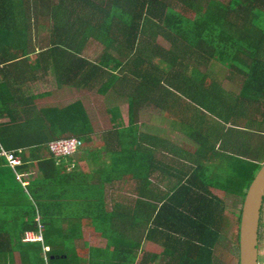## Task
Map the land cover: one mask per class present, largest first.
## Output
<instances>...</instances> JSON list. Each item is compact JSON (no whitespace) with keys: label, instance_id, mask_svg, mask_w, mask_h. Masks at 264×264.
<instances>
[{"label":"trees","instance_id":"obj_1","mask_svg":"<svg viewBox=\"0 0 264 264\" xmlns=\"http://www.w3.org/2000/svg\"><path fill=\"white\" fill-rule=\"evenodd\" d=\"M93 45L91 59L84 51ZM50 74L58 89L124 98L127 123L118 106L107 108L113 126L94 142L80 101L50 105L43 103L49 92L27 94ZM224 82L239 94L225 92ZM248 106L260 125L250 136L237 128ZM147 108L197 145L188 178L146 219L148 228L139 218L142 200L124 197V184L142 177L149 148L159 143L153 129H141ZM206 115L230 126L216 130ZM69 138L81 141L78 149L105 151L109 163L93 157L84 173L74 154L49 151ZM211 140L221 141L219 150ZM2 150L19 165L10 166ZM216 154L220 166L204 163ZM263 159L264 0H0V264H219L224 235L238 249L240 212L231 217L225 196L243 201ZM90 194L99 204H89ZM78 210L92 219H77ZM39 224L42 240L24 241ZM89 225L101 245L84 240Z\"/></svg>","mask_w":264,"mask_h":264},{"label":"crops","instance_id":"obj_2","mask_svg":"<svg viewBox=\"0 0 264 264\" xmlns=\"http://www.w3.org/2000/svg\"><path fill=\"white\" fill-rule=\"evenodd\" d=\"M215 72L220 73L221 71L216 68ZM221 88H223L225 92H228L229 88L231 90L236 88L237 89L236 94H239V91H240L239 87L234 82H224L223 84H221ZM42 92L50 93V96L46 98L47 100H50L52 98H57L61 100L64 98L68 100L72 99L73 101L69 102L68 104L74 101H80L82 105L84 106L86 113L89 117L92 129H93V134L91 138L94 142H99L101 140V134L109 130L112 127L111 125H113V123L111 121L109 123L107 119V122L110 126H108L107 124L105 127L100 128V130L96 129V126H95L96 124L94 125L92 118L89 115L87 103L84 100H82V98L80 97L81 93L87 92V91H83L79 89L77 90L72 89L71 91H69V89L67 88L58 89L56 86L55 89H49V90L46 89ZM36 93H39V92H36ZM88 93H90V91H88ZM109 94H111V92H108L105 95H102V97L105 98V96ZM113 95L116 96L115 94ZM46 104H49V103H46ZM50 105H67V104L56 103V104H50ZM218 108L219 107H217V109ZM106 109L107 108L104 107L103 109L104 114H107ZM256 117L257 116H254L253 114H251L250 108L248 106L247 111L244 114V118L239 121L240 127H237V128L245 131V129H242L243 127H245L247 131L245 134L247 136H250L251 133H254L260 127V125L256 123ZM203 120L206 122L210 121L211 123L209 122L207 123L212 124V127L214 126L216 130L218 129L220 130L224 126L225 128L230 126L229 124L225 125L223 120L216 118V117L214 118L208 115H206L203 118ZM140 123L142 124L141 129L143 131L147 132V130L153 129L156 132L155 134L159 139V143L157 142L156 145L150 146L149 149H151L152 158L150 161H147L146 164L144 165L143 167L144 174L142 173V177L136 180L128 179L127 182L124 184V188L126 189L124 197H127V199L129 200L131 204L136 203L135 200L137 199L142 200L143 202L142 206H145V209H144L143 214H140L139 218L142 220V222H144V226L148 228L150 226V222H147L146 219H148L149 216H151L149 220H152L153 218H155V216L157 215L158 209L160 208V205L163 203V200H165V196H169L171 193H173L174 189L176 188V184L178 182L182 183L186 179V176L188 178L187 174L192 171L191 169L194 167V163L196 161L195 151L197 147L193 146L192 144L193 142L188 137H186L181 132H178L175 129H173V127L170 126V123H168L167 120L166 122L165 121L160 122V120H158L154 116L151 117L150 114H146L144 119L142 120V122L140 121ZM170 130L171 132H169ZM165 131H167V133H165ZM175 134H179L182 137H176ZM219 135L220 134L211 132L210 136L209 135L208 136L210 138H217ZM178 139L181 141V143H179ZM220 143H221L220 140H218L217 142H214L215 144L214 149L216 151L220 149L221 147ZM191 149L193 151H191ZM93 157H95V160H97L98 162H103V164L105 165L109 163V158L107 154L105 153V151H101V152L95 151L94 146L82 147L78 149L73 155V160L76 161V167H77L76 169L80 172L90 173L91 168L95 167V164H94L95 160ZM210 157L213 158L212 161L210 160L206 161V158H205L204 163H209V164L217 163V165L220 166L219 159L222 158V156H219L216 154ZM34 174H35L34 172H31V173L26 174L24 177L33 178ZM26 184H27V181H24V185ZM87 185L91 186L92 184L90 182H87ZM81 186H82V182L80 183V187ZM72 187L74 188L76 186L74 185ZM134 190H138V192ZM209 190L213 195L221 197V198L223 197L221 196L222 193H220L215 188H210ZM90 197L88 198L89 204L91 205L95 203L99 204V202H97V200H99V198H97V195L93 197L90 194ZM103 200L105 203L106 198ZM69 201L71 203H76V204L81 202V201H77L76 199H70ZM80 211L81 210H78V212ZM55 214H59V213L56 212ZM61 218L63 219V222L68 221L69 219V217H67V215H64V214L61 215ZM76 218L82 221L92 219L90 211L80 212L76 215ZM160 221H162V218H160ZM62 226L64 229V234L68 233L67 229H65L66 227H68L67 223L66 222L63 223ZM135 231H137L139 234L141 232H145L143 230H139L138 228H136ZM81 234L84 240L87 241L88 244L91 246H99L102 243V240L100 239L99 234L94 230L93 226H90V225L89 227L84 226V229ZM46 250H48V248H46ZM140 252H142V250H140L138 253L139 258L140 256H142Z\"/></svg>","mask_w":264,"mask_h":264},{"label":"rangeland","instance_id":"obj_3","mask_svg":"<svg viewBox=\"0 0 264 264\" xmlns=\"http://www.w3.org/2000/svg\"><path fill=\"white\" fill-rule=\"evenodd\" d=\"M41 23V21H40ZM43 30L42 32L39 34V40L41 41L42 39L47 37V27H46V22H44L42 24ZM162 45L167 46L164 42H161ZM94 51H96V47H94V45L90 48H88L85 52V56L89 57L91 59H93V57H95L96 53L94 54ZM97 56V55H96ZM31 88H28L27 94L28 93H36V92H42L46 89H55L56 84L54 81L53 76L50 74L47 77L40 79L38 81V83L30 85ZM73 97V96H72ZM80 97L82 98V100H84L87 103L88 106V111H89V115L92 118V121L94 123V125L96 126L97 130H100V128L105 127L108 122L107 119L110 123L109 120V116L107 114H104L103 109L104 107L108 108V107H112V106H118L120 109V114L122 117V122L124 124L127 123V102L124 98L118 97V96H114L112 93L109 95H106L105 98H103L102 96L98 95L95 91L94 92H83L80 94ZM79 97V98H80ZM103 98V99H102ZM73 101L72 99H57V98H52L50 100H44L43 103H49V104H68L69 102ZM56 102V103H55ZM99 112V113H97ZM155 112L153 109L150 110V108L146 109V113L147 114H155ZM146 114H144L142 116V118L140 117L139 122L144 119ZM100 119V120H99ZM102 121V122H101ZM108 126H110L108 124ZM113 126V125H111ZM174 131V130H173ZM171 132V130L169 131ZM168 132V133H169ZM165 133H167V131H165ZM176 137H182L179 134H175ZM179 143H181V141L178 139ZM211 144H213V141H210ZM194 147H197L196 144L192 143ZM191 151H193L191 149ZM261 165L264 164V159L260 162ZM227 201V206L228 209L231 211V217L233 219H235V217H237V214L240 212L241 210V206H242V202L240 198L235 197V196H226ZM262 210V209H261ZM261 225L259 227V245H258V249H259V258H258V263L259 264H264V210L263 213L261 212ZM217 245H219L221 248L220 250V254L218 253V263L219 264H232L233 260L235 259V257L238 255V249L236 248V246L234 244H232V242L229 240V238H227V236L225 237L224 235V239L219 242ZM222 254V255H221Z\"/></svg>","mask_w":264,"mask_h":264},{"label":"water","instance_id":"obj_4","mask_svg":"<svg viewBox=\"0 0 264 264\" xmlns=\"http://www.w3.org/2000/svg\"><path fill=\"white\" fill-rule=\"evenodd\" d=\"M264 199V164L243 198L238 228V264H259V221Z\"/></svg>","mask_w":264,"mask_h":264},{"label":"built area","instance_id":"obj_5","mask_svg":"<svg viewBox=\"0 0 264 264\" xmlns=\"http://www.w3.org/2000/svg\"><path fill=\"white\" fill-rule=\"evenodd\" d=\"M81 141L76 138L69 139H59L51 142L49 144V151L52 152L56 156H66L72 155L74 152L81 147ZM1 155H3L8 164L10 166L19 165V159L15 157L12 153H6L5 151H1ZM24 176V175H23ZM18 177H22L19 175ZM24 185V183H22ZM39 231L35 235L33 233H27L25 235L24 241H33V240H42L41 238V225H38Z\"/></svg>","mask_w":264,"mask_h":264},{"label":"clouds","instance_id":"obj_6","mask_svg":"<svg viewBox=\"0 0 264 264\" xmlns=\"http://www.w3.org/2000/svg\"><path fill=\"white\" fill-rule=\"evenodd\" d=\"M40 241V240H39Z\"/></svg>","mask_w":264,"mask_h":264},{"label":"flooded vegetation","instance_id":"obj_7","mask_svg":"<svg viewBox=\"0 0 264 264\" xmlns=\"http://www.w3.org/2000/svg\"><path fill=\"white\" fill-rule=\"evenodd\" d=\"M259 250V249H258Z\"/></svg>","mask_w":264,"mask_h":264}]
</instances>
